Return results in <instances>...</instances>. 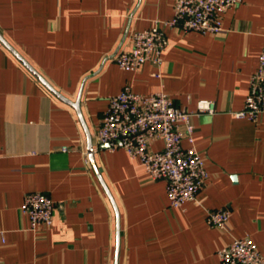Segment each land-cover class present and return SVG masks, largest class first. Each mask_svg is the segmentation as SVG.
I'll return each mask as SVG.
<instances>
[{"label": "crops", "instance_id": "obj_1", "mask_svg": "<svg viewBox=\"0 0 264 264\" xmlns=\"http://www.w3.org/2000/svg\"><path fill=\"white\" fill-rule=\"evenodd\" d=\"M175 1L0 0V264H116L118 232V264H223L217 251L246 235L264 254V113L234 115L264 50V0L229 9L215 34L166 28L159 67L120 68L112 55L135 31L171 18ZM25 62L79 99L81 116ZM126 83L164 89L185 109L215 101L214 113L190 118L210 173L196 200L170 208L164 179H151L123 148L98 143L108 97ZM36 190L55 210L53 224L34 231L20 207ZM225 205L232 214L222 231L206 210Z\"/></svg>", "mask_w": 264, "mask_h": 264}, {"label": "built area", "instance_id": "obj_2", "mask_svg": "<svg viewBox=\"0 0 264 264\" xmlns=\"http://www.w3.org/2000/svg\"><path fill=\"white\" fill-rule=\"evenodd\" d=\"M243 0H176L173 16L153 21L148 28L132 34L131 46L116 51L111 59L122 69L140 71L146 62L160 66L163 51L169 40L166 28L215 34L224 29V15L239 6ZM161 78V72L154 73ZM213 99H200L195 109L179 107L164 89L149 93L133 90L126 83L117 94L108 97V105L98 125L96 139L109 151L123 148L131 157L138 158L153 180L166 181L169 207L178 208L196 200L199 190L210 178L204 156L194 145L195 127L192 115L214 113ZM264 113V50L257 69L249 79V92L243 107L234 112L238 118L256 121ZM189 145L185 146L183 141ZM162 142L160 149L152 147ZM67 151L66 145L61 147ZM22 213L30 221L31 230L50 227L54 222L55 201L43 191L24 195ZM229 205L208 208L206 221L222 231L228 229L231 217ZM223 264H264L262 254L252 237H234L218 251Z\"/></svg>", "mask_w": 264, "mask_h": 264}, {"label": "water", "instance_id": "obj_3", "mask_svg": "<svg viewBox=\"0 0 264 264\" xmlns=\"http://www.w3.org/2000/svg\"><path fill=\"white\" fill-rule=\"evenodd\" d=\"M1 38V36H0ZM6 44V42H5ZM8 45V44H7ZM9 46V45H8ZM10 47V46H9ZM10 49H12L10 47ZM13 51V50H12ZM18 57L22 60V58L18 55ZM25 64L27 65V67H29V69L52 91L54 92L57 96H59L62 100L66 101L67 103H69L70 105H72L73 107H75L78 112H79V115L81 116L80 114V108H79V104H80V100L77 99V101H71L67 98H65L64 96H62L60 93H58V91H56L54 89V87L52 85H50L45 79L44 77L39 74L36 70H34L30 65H28L26 62ZM88 149H89V154H90V158L92 159L93 161V154H92V150H93V146H92V142L91 140L89 139V146H88ZM99 177L101 178L100 174H99ZM114 203V202H113ZM115 205V203H114ZM119 247H120V241H119V232H118V240H117V253H116V264H118V257H119Z\"/></svg>", "mask_w": 264, "mask_h": 264}]
</instances>
